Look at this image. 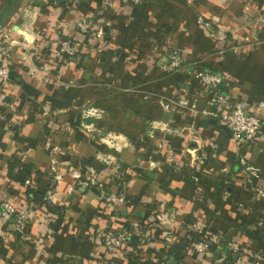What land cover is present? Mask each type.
<instances>
[{
	"label": "crops",
	"instance_id": "obj_1",
	"mask_svg": "<svg viewBox=\"0 0 264 264\" xmlns=\"http://www.w3.org/2000/svg\"><path fill=\"white\" fill-rule=\"evenodd\" d=\"M89 1L102 17L86 38L76 28L83 13L63 0L51 10L44 0H0V46L11 71L0 84V194L6 190L17 205L34 203L43 222H29L25 239L0 223L6 249L0 264H130L129 253L140 256L134 264H223V240L245 261L262 258L264 0ZM196 14L211 21L213 35L199 30ZM97 26L102 38L92 35ZM58 29L81 40L73 62L58 65L43 52L42 32ZM173 48L185 69L162 68ZM196 68L228 74L234 99L253 105L263 127L252 142L240 146L221 122L201 113L211 93L193 81L189 70ZM152 137L170 147L172 159L150 146ZM185 148L205 153L202 163L182 160ZM243 156L258 177L243 170ZM11 157L31 165L28 183L7 179ZM222 175L227 188L220 191L215 180ZM27 188L65 206L57 231L47 235L46 219L56 214L29 201ZM118 192L127 203L103 204L105 194ZM200 221L221 254L190 250L177 261L167 252L174 234ZM141 222L148 235L133 242L132 234L119 249L90 239L93 229Z\"/></svg>",
	"mask_w": 264,
	"mask_h": 264
},
{
	"label": "built area",
	"instance_id": "obj_2",
	"mask_svg": "<svg viewBox=\"0 0 264 264\" xmlns=\"http://www.w3.org/2000/svg\"><path fill=\"white\" fill-rule=\"evenodd\" d=\"M57 1L53 0L56 4ZM71 5H76L80 0H63ZM133 2H138L139 0H130ZM45 3L49 4V0H44ZM104 5H111V0H103ZM52 3L48 5L47 8L50 10L55 8ZM196 23L199 28L207 35H213L212 23L206 20L202 15H196ZM92 23H94V14L85 13L80 16L76 22V28L78 32L83 33L90 37V29L92 28ZM103 30L101 27L97 26L92 35L97 38H102ZM52 41V40H51ZM48 40V42H51ZM51 45H55L54 56L58 59H63L65 62H73L76 57L77 46L72 38L68 36L66 39L53 40ZM4 53V46H0V84L4 83L10 78V67L8 61L2 56ZM66 56L65 58H63ZM162 68L166 71L170 70H183L185 69V64L182 60L180 52L177 48H173L168 54V60L162 65ZM189 72L193 75V78L204 85L206 89L211 93V98L209 100V107L201 110V113L205 116L216 118L222 124H225L230 130L233 137L241 145L252 142L261 132L263 127V121L261 118L253 111V105H248L242 100L233 99L230 90L223 91L222 87L229 88V75L220 74L217 72L205 71L203 69H191ZM210 147L216 150L217 145L215 142L209 143ZM156 146L166 152V157L172 159V151L170 147L166 145L165 142L156 139ZM182 152V160L186 159L191 165H200L202 163V158L206 156L205 153L197 151L192 148H185ZM243 165V170L253 177H258L257 168L249 163L248 159L243 156L240 159ZM153 162H149V166H153ZM26 183L29 182L27 179ZM0 194V223H10L16 231L21 233L22 239L27 237V226L29 222L35 220L40 221L37 218L36 205L31 204H14L10 201L6 190H3ZM260 192L257 191L256 196L258 197ZM46 198V197H45ZM126 202L125 193H107L103 196V204L112 207L115 204H124ZM48 219V220H47ZM46 219L47 235L54 232L53 228L50 226L51 220ZM43 223L42 221H40ZM190 232L195 234L199 239L192 241L189 244L188 251H194L196 253L206 252L210 248V243L213 239L217 238H204L201 235L202 224L192 223L190 227ZM140 232V225L134 224L130 229H120L104 231L103 229H93L90 234V239L92 243L103 247L106 250H115L123 246L127 242L132 234H138ZM147 236V232L145 233ZM233 251H237L236 257L232 264H264V261L260 257H256L250 261H245L238 250L230 244Z\"/></svg>",
	"mask_w": 264,
	"mask_h": 264
},
{
	"label": "trees",
	"instance_id": "obj_3",
	"mask_svg": "<svg viewBox=\"0 0 264 264\" xmlns=\"http://www.w3.org/2000/svg\"><path fill=\"white\" fill-rule=\"evenodd\" d=\"M51 3L54 6H58L59 5V1H57L56 4H55V3H53V0H49V4H51ZM49 4L48 3H44L43 6L48 7ZM90 4H91V1H89V0H80L78 4L72 5V6L77 8L78 11L80 10L83 14L88 13V11L92 9L91 12L94 14V21H97L100 17H102V12L101 13L98 12L100 8L97 7L98 6L97 2H95V4H94V6H95L94 9L90 7L91 6ZM70 6H71V4H70ZM88 6H89V8H88ZM81 7H84V9H82ZM196 15H195V18H196ZM195 22H196V20H195ZM199 30L202 31L200 28H199ZM105 36L106 35H105V31H104V36L103 37H105ZM85 37L88 38V36H85ZM85 37H84L83 40H84V42H87V39ZM60 38L66 39V38H68V35H66L65 33H62L60 29H58L53 34H47L46 32H42L41 41L44 44L43 52H45V53L46 52L47 53L50 52V54H52V53L54 54V50L56 49V46L55 45H50L48 40H57V39H60ZM91 38H95V37H91ZM74 40H75V42L78 41L79 43H81V40H79V39L75 38ZM79 46H80V44L79 45L77 44V50L79 49ZM53 57L55 59V62L58 65L62 64V63H65V61H63V59H58L55 56H53ZM65 57L66 56H64L63 58H65ZM196 69H202V68H196ZM203 70L213 72L210 69L206 70V69L203 68ZM10 75H11V71H10ZM225 75H228V74H225ZM228 78H229V82H230V87L229 88L222 87V90L223 91H227L229 89L230 92H231L232 81H231L230 77H228ZM193 81H196V80L193 78ZM197 83H199V82H197ZM233 99H234V97H233ZM148 143H151L150 146L151 145L155 146L156 137H152L151 139H149ZM148 149L151 150V147L148 148ZM235 169L236 168L233 167V171H235ZM6 170H7V179L9 181L13 180V182H16L18 184H22L23 185L24 182L26 181V179H29L31 177V165L20 161L16 157H11L7 161ZM226 180H228V176H225V175H222V177H219V179L217 178V180H215V182L217 184V187H218V190L221 191V190H225V188H227V183H226L227 181ZM229 182L231 183V181H229ZM9 190H11V192L12 191L15 192L14 189L13 190L9 189ZM25 195H26V198L29 199V201L42 202L46 206L48 211L56 214V219L54 221L50 222V226L53 228L54 231H57V229H58V227L60 225L62 216H63V212L65 210V206L64 205H55V204L51 203L50 201H48L45 198L44 194L36 192V191H32V190H30L28 188L25 190ZM125 199H126L125 203H127V201L129 200V197L126 194H125ZM200 224H202L201 235L204 238H207V239L211 238L212 234L209 231V228L206 225H204L203 222H201V221H200ZM139 225H140V232L138 233V235L137 234H133L130 237L131 241H133V242H135V240L137 241L140 238L139 235L143 236L142 234H145L147 232V230H148V229H146L147 228L146 223L141 222V223H139ZM197 239H199V237H197L195 234H193L190 231L188 233H182L180 235L175 233L174 236H173L172 243L169 244V246L167 248V252H168V254H171L178 261L190 251V250L189 251L187 250L188 247H189V244L192 241L197 240ZM213 244L214 243H210V247L213 250L215 255H220L221 254V250L220 249H223L226 252L223 264H232V262L234 261V259L236 257V253H238V252L237 251H233V249L231 247H228L227 245H229V243L227 244V242L224 241V240L220 244V246H221L220 249H217L215 246H213ZM0 253L1 254H5L6 253V249L3 246L1 237H0ZM261 255H262V260H264V255L263 254H261ZM250 258H251V260L254 259V258H252V256ZM126 259H127V261L130 264H134V261L135 262L139 261L140 256L138 254L129 253L127 255Z\"/></svg>",
	"mask_w": 264,
	"mask_h": 264
},
{
	"label": "water",
	"instance_id": "obj_4",
	"mask_svg": "<svg viewBox=\"0 0 264 264\" xmlns=\"http://www.w3.org/2000/svg\"><path fill=\"white\" fill-rule=\"evenodd\" d=\"M214 122H216V121H214ZM221 128H222V129H223L228 135L231 134V133H230V130L228 129V127H227L225 124H221ZM171 262L174 263V262H175L174 259H172Z\"/></svg>",
	"mask_w": 264,
	"mask_h": 264
}]
</instances>
